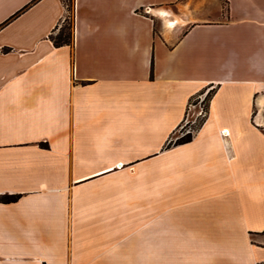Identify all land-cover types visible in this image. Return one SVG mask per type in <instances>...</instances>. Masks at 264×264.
Segmentation results:
<instances>
[{
    "label": "crops",
    "instance_id": "0c3cea01",
    "mask_svg": "<svg viewBox=\"0 0 264 264\" xmlns=\"http://www.w3.org/2000/svg\"><path fill=\"white\" fill-rule=\"evenodd\" d=\"M2 196L0 264H264V0H0Z\"/></svg>",
    "mask_w": 264,
    "mask_h": 264
},
{
    "label": "rangeland",
    "instance_id": "374dc122",
    "mask_svg": "<svg viewBox=\"0 0 264 264\" xmlns=\"http://www.w3.org/2000/svg\"><path fill=\"white\" fill-rule=\"evenodd\" d=\"M65 2L68 6L69 11H71L72 0H65ZM61 30L65 34H72V20H71L70 16L68 17V19H66V22L64 23ZM210 97H211V93H209L202 100H200V98H198V97L190 100L189 105H188V109H187V113H186V118H185V121L183 122V126L180 129V131L173 137V141H175L176 139L178 140V139L182 138L183 136H185L186 134H188L189 132L192 133L193 131L196 130V128L199 126V124L204 119V114H206V112H207L208 101H209ZM190 122H193V123L190 124Z\"/></svg>",
    "mask_w": 264,
    "mask_h": 264
},
{
    "label": "trees",
    "instance_id": "16d2710c",
    "mask_svg": "<svg viewBox=\"0 0 264 264\" xmlns=\"http://www.w3.org/2000/svg\"><path fill=\"white\" fill-rule=\"evenodd\" d=\"M70 42H71V34H65L61 30L60 33L57 35V37L54 39L53 44L56 47H60L62 45H68L70 44ZM191 139H192V133L190 132L185 136H183L182 138L176 140L174 145H182L188 143L191 141ZM18 198H19L18 196H2L0 197V203H5V204L14 203L18 200Z\"/></svg>",
    "mask_w": 264,
    "mask_h": 264
},
{
    "label": "built area",
    "instance_id": "2783aa9c",
    "mask_svg": "<svg viewBox=\"0 0 264 264\" xmlns=\"http://www.w3.org/2000/svg\"><path fill=\"white\" fill-rule=\"evenodd\" d=\"M201 115V114H200ZM206 114H204V117H205ZM190 133V132H189Z\"/></svg>",
    "mask_w": 264,
    "mask_h": 264
}]
</instances>
